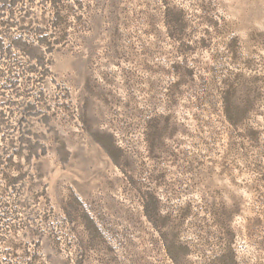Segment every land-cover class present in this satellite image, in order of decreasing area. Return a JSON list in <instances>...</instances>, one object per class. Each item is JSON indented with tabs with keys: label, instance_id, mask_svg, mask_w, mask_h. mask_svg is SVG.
I'll list each match as a JSON object with an SVG mask.
<instances>
[{
	"label": "rangeland",
	"instance_id": "rangeland-1",
	"mask_svg": "<svg viewBox=\"0 0 264 264\" xmlns=\"http://www.w3.org/2000/svg\"><path fill=\"white\" fill-rule=\"evenodd\" d=\"M0 264H264V0H0Z\"/></svg>",
	"mask_w": 264,
	"mask_h": 264
}]
</instances>
